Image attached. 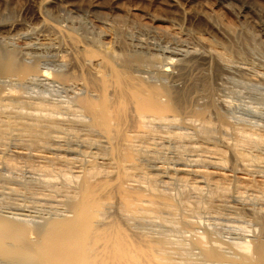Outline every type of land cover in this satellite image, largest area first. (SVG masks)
I'll list each match as a JSON object with an SVG mask.
<instances>
[{
  "label": "rangeland",
  "instance_id": "obj_1",
  "mask_svg": "<svg viewBox=\"0 0 264 264\" xmlns=\"http://www.w3.org/2000/svg\"><path fill=\"white\" fill-rule=\"evenodd\" d=\"M41 1L0 0V49L39 61L51 78L67 72L64 61L125 57L134 75L170 87L186 109L182 122L138 139L135 179L169 206L147 212L136 228L183 244L175 259H196L195 236L232 255L236 244L263 234L264 0H51L44 8ZM5 26L14 28L9 33ZM175 55L184 59L174 63L172 76H162L180 59ZM82 70L75 68L79 78L64 86L10 84L16 101L0 109V124L10 122L9 128L0 126V217L41 225L67 215L64 202L79 169L93 160L106 167L92 145L99 137L79 121L75 97L86 94ZM41 100L60 108L52 114L59 123L50 133L53 145L32 144L21 127L44 115L34 105ZM195 109L206 110L205 135L189 123Z\"/></svg>",
  "mask_w": 264,
  "mask_h": 264
},
{
  "label": "bare ground",
  "instance_id": "obj_2",
  "mask_svg": "<svg viewBox=\"0 0 264 264\" xmlns=\"http://www.w3.org/2000/svg\"><path fill=\"white\" fill-rule=\"evenodd\" d=\"M49 2L51 0H43L40 6L44 8ZM5 27L9 33L14 28ZM0 50V109H8L12 105L10 101H16L10 84L26 85V88L28 83L45 85L48 82L64 86L76 77L72 73L75 68L86 70L85 76L80 77L86 94L75 97L81 115L79 121L99 137L100 141L91 143L97 146L101 159L108 161L102 169L95 165L94 160L79 169L74 179L75 189L64 202L67 215L41 225L0 217V264H264V232L236 244V252L232 255H228L219 244L208 243L204 238L195 236L191 244L197 250L196 259H175L174 255L180 254V250L182 252L183 244L173 243L157 233H141L136 228L141 222L140 217L147 212L169 206L165 197L151 198L156 197L154 190L135 178L141 154L136 145L138 139L143 134H151L159 126L182 122L181 115L186 112L183 105L176 103L170 87L134 75L130 60L124 57L121 61L114 54H103L100 59H85L84 62L64 61L62 66L67 72H54L51 78L47 71L41 70L39 61L29 57L28 60L19 59L10 50ZM84 51L80 48V52ZM175 57L180 59L175 58L161 70L162 76H172L174 63L184 59L180 55ZM112 62L124 64L113 67ZM34 105L36 110L45 112L44 115L35 116L33 121L30 119V123H22L21 127L30 133L32 144L37 145L41 141L45 144L51 140V144H55L56 141L49 137L59 123L52 114L59 113L60 108L56 104H46L45 100ZM228 105L227 102L222 104L223 107ZM191 112L193 118L189 123L194 127L198 125L199 133L207 134L209 121H206V110ZM221 121L224 122V119ZM2 124L1 127H10V122L5 126ZM57 149L45 148L47 152H57ZM72 152L65 151L67 155H73ZM237 156L242 158V155ZM173 245L177 246L176 250Z\"/></svg>",
  "mask_w": 264,
  "mask_h": 264
}]
</instances>
